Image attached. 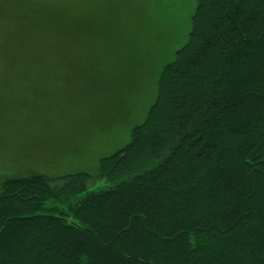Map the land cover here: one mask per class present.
Returning a JSON list of instances; mask_svg holds the SVG:
<instances>
[{
    "label": "trees",
    "instance_id": "obj_1",
    "mask_svg": "<svg viewBox=\"0 0 264 264\" xmlns=\"http://www.w3.org/2000/svg\"><path fill=\"white\" fill-rule=\"evenodd\" d=\"M195 3L97 173L0 175V264H264V0Z\"/></svg>",
    "mask_w": 264,
    "mask_h": 264
},
{
    "label": "rangeland",
    "instance_id": "obj_2",
    "mask_svg": "<svg viewBox=\"0 0 264 264\" xmlns=\"http://www.w3.org/2000/svg\"><path fill=\"white\" fill-rule=\"evenodd\" d=\"M195 5L0 0V175L97 173L144 122Z\"/></svg>",
    "mask_w": 264,
    "mask_h": 264
}]
</instances>
